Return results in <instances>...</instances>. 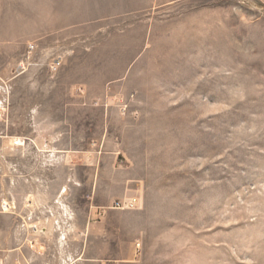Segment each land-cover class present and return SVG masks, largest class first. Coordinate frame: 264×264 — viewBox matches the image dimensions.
Returning <instances> with one entry per match:
<instances>
[{
    "label": "rangeland",
    "instance_id": "rangeland-1",
    "mask_svg": "<svg viewBox=\"0 0 264 264\" xmlns=\"http://www.w3.org/2000/svg\"><path fill=\"white\" fill-rule=\"evenodd\" d=\"M6 127L0 213L7 189L57 191L36 145L114 151L139 179L95 213L118 247L76 264H264V0H0Z\"/></svg>",
    "mask_w": 264,
    "mask_h": 264
},
{
    "label": "crops",
    "instance_id": "crops-1",
    "mask_svg": "<svg viewBox=\"0 0 264 264\" xmlns=\"http://www.w3.org/2000/svg\"><path fill=\"white\" fill-rule=\"evenodd\" d=\"M12 133L6 127L0 130V137ZM34 133L35 137H40L38 130ZM23 136L29 137L30 130L27 129ZM23 138L26 146L18 149L25 147L29 152L28 140ZM36 147L39 157L44 158L38 170L46 173L47 163L53 164V183L57 191L31 193L27 184L31 179L29 175L21 178V182L27 184L22 193L15 195L7 189V199L15 202L18 210L15 214L0 213L1 264H62L60 255L64 257L66 250H81L74 259L65 261V264H76L89 250L118 247L99 234L105 225L94 221L95 213L109 208L117 199L138 197L141 188L135 173L119 165L118 154L114 151L98 154L95 150ZM11 164L12 169L15 162ZM22 166L28 168L29 162L24 159ZM11 181L13 184L15 179ZM36 249H47L49 255Z\"/></svg>",
    "mask_w": 264,
    "mask_h": 264
},
{
    "label": "built area",
    "instance_id": "built-area-1",
    "mask_svg": "<svg viewBox=\"0 0 264 264\" xmlns=\"http://www.w3.org/2000/svg\"><path fill=\"white\" fill-rule=\"evenodd\" d=\"M139 201L137 199H123L118 200L112 206L116 210H134L137 209ZM2 209L5 213L15 214L17 212V207L12 202H7L2 206Z\"/></svg>",
    "mask_w": 264,
    "mask_h": 264
}]
</instances>
